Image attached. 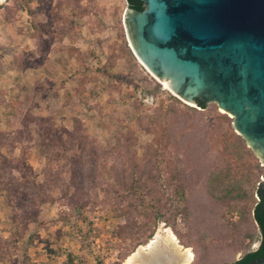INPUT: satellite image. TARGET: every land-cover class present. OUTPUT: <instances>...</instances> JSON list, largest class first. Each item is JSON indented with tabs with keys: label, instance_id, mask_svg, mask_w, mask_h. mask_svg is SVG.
Wrapping results in <instances>:
<instances>
[{
	"label": "rangeland",
	"instance_id": "1",
	"mask_svg": "<svg viewBox=\"0 0 264 264\" xmlns=\"http://www.w3.org/2000/svg\"><path fill=\"white\" fill-rule=\"evenodd\" d=\"M0 6V264H123L161 229L191 251L189 264L204 255L233 263L257 247L242 238L247 229L236 235L239 214L205 186L224 166L226 142L243 140L232 116L214 102L201 110L180 100L138 61L125 0ZM158 107L177 110L156 127L168 142L139 123ZM251 153L229 160L233 179L252 175L245 190L256 199L264 165ZM147 161L154 179L138 208L118 180ZM201 209L218 211L215 228L198 225ZM127 224L132 233H116Z\"/></svg>",
	"mask_w": 264,
	"mask_h": 264
},
{
	"label": "water",
	"instance_id": "2",
	"mask_svg": "<svg viewBox=\"0 0 264 264\" xmlns=\"http://www.w3.org/2000/svg\"><path fill=\"white\" fill-rule=\"evenodd\" d=\"M140 1L123 16L134 56L180 100L232 116L264 165V0Z\"/></svg>",
	"mask_w": 264,
	"mask_h": 264
},
{
	"label": "trees",
	"instance_id": "3",
	"mask_svg": "<svg viewBox=\"0 0 264 264\" xmlns=\"http://www.w3.org/2000/svg\"><path fill=\"white\" fill-rule=\"evenodd\" d=\"M128 8L135 11L144 10V4L140 0H125ZM3 6H0V8ZM126 54L131 57V54L127 47H125ZM132 58V57H131ZM175 100V99H174ZM197 106L201 110L206 109V104H203L200 100H197ZM194 111L196 109L191 108ZM177 110L170 108L166 112H162L161 108H156L153 112L151 118L139 117V123L143 125L145 122L153 127L155 131V141L168 142L171 139V134L165 128L158 132L157 126L162 125L168 121L172 120L171 117H175ZM179 115V114H178ZM221 117L228 119L225 114ZM167 119V120H166ZM169 123V122H168ZM167 124V123H166ZM221 157L224 166L217 172L209 171L205 186L207 187V192L213 200L217 202H222L223 204H228L229 209L232 212L239 214L241 220L238 224L234 225V232L236 235L241 236V230L243 228L247 229L246 234L242 237L244 238L248 245L257 239L258 245L255 249L248 251L243 254V256L233 263H222V264H251L258 260H264V188L259 186L255 190L256 199H253V194L248 193L245 190V182H251V174L248 172L243 173L241 179H233L232 167L230 164V158L233 156H238L239 159L244 160V158H249L252 156L251 150L245 147L244 141L240 137L234 136L233 142L224 145L221 150ZM150 162H146L141 167L140 164L135 162L130 165L127 169V176H119V184L125 190V195L128 200L131 201V206H136V204L144 203V193L147 183L150 179H154V175L150 171ZM145 168V169H144ZM148 174V176L146 175ZM36 189V188H34ZM37 191V189H36ZM152 193L155 189L150 187L147 192ZM142 204L138 208H142ZM199 213L196 214V220L198 225L203 224V229H213L210 223L214 222L218 217V211L216 209H201ZM211 221V222H210ZM134 226V224H133ZM133 228L131 225L121 226L116 233L119 235L127 233H132ZM210 260L204 255L200 264H209Z\"/></svg>",
	"mask_w": 264,
	"mask_h": 264
},
{
	"label": "bare ground",
	"instance_id": "4",
	"mask_svg": "<svg viewBox=\"0 0 264 264\" xmlns=\"http://www.w3.org/2000/svg\"><path fill=\"white\" fill-rule=\"evenodd\" d=\"M4 2L5 0H0V4ZM163 85L169 90L164 83ZM192 259L193 255L188 248L179 245L169 230L161 229L145 246L129 255L123 264H189Z\"/></svg>",
	"mask_w": 264,
	"mask_h": 264
}]
</instances>
